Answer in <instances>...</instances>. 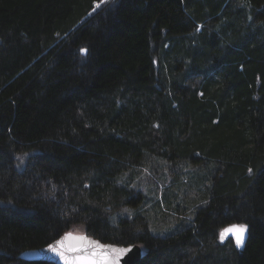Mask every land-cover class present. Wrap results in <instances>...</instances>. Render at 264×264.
<instances>
[{"label":"trees","instance_id":"trees-1","mask_svg":"<svg viewBox=\"0 0 264 264\" xmlns=\"http://www.w3.org/2000/svg\"><path fill=\"white\" fill-rule=\"evenodd\" d=\"M76 226L264 264V0H0V264Z\"/></svg>","mask_w":264,"mask_h":264},{"label":"water","instance_id":"water-1","mask_svg":"<svg viewBox=\"0 0 264 264\" xmlns=\"http://www.w3.org/2000/svg\"><path fill=\"white\" fill-rule=\"evenodd\" d=\"M236 225L245 224L232 223L222 228L219 233V239L221 233L224 234V239H220L221 242H226L232 238L236 244V232L225 231L232 229ZM248 236L247 227L243 236V243L239 246L236 244V246L243 249ZM113 248L130 249V251L120 254L113 252ZM73 249L76 250L73 251ZM144 253V248L140 244L122 245L118 243H104L85 232L77 233L69 231L46 246L23 251L20 257L25 260H43L55 264H92V262H95V264H135L143 257ZM105 255L108 257L107 261L104 259ZM83 257H87L88 259L86 261L81 260Z\"/></svg>","mask_w":264,"mask_h":264},{"label":"snow or ice","instance_id":"snow-or-ice-1","mask_svg":"<svg viewBox=\"0 0 264 264\" xmlns=\"http://www.w3.org/2000/svg\"><path fill=\"white\" fill-rule=\"evenodd\" d=\"M81 53H86V49H81L80 50ZM246 229H247V226L246 225H236V226H233L232 229H227L225 231H235L237 236H236V244L237 246L241 245L243 243V236H244V233L246 232ZM220 239L223 240L224 239V234L221 233V236H220ZM51 247V246H50ZM55 250V249H53ZM76 249H73V251H75ZM113 252H116V253H124V252H129L130 249H116V248H113L112 249ZM88 258L87 257H83L81 258V260H87ZM104 259L105 261H107L108 257L107 255L104 256ZM92 264H95V262H92Z\"/></svg>","mask_w":264,"mask_h":264},{"label":"rangeland","instance_id":"rangeland-1","mask_svg":"<svg viewBox=\"0 0 264 264\" xmlns=\"http://www.w3.org/2000/svg\"><path fill=\"white\" fill-rule=\"evenodd\" d=\"M71 231L77 232V233H83L84 232L83 228L80 226L74 227Z\"/></svg>","mask_w":264,"mask_h":264}]
</instances>
